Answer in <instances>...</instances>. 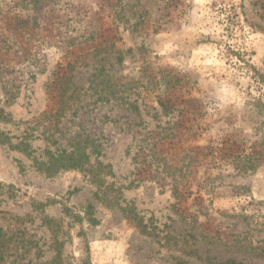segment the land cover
I'll list each match as a JSON object with an SVG mask.
<instances>
[{
  "label": "rangeland",
  "instance_id": "rangeland-1",
  "mask_svg": "<svg viewBox=\"0 0 264 264\" xmlns=\"http://www.w3.org/2000/svg\"><path fill=\"white\" fill-rule=\"evenodd\" d=\"M0 108V264H264V0H0Z\"/></svg>",
  "mask_w": 264,
  "mask_h": 264
},
{
  "label": "trees",
  "instance_id": "trees-1",
  "mask_svg": "<svg viewBox=\"0 0 264 264\" xmlns=\"http://www.w3.org/2000/svg\"><path fill=\"white\" fill-rule=\"evenodd\" d=\"M7 98L8 99H6V102H8L7 100H9V99L10 100H14V96L7 97ZM10 121L11 120L9 119L8 115L4 113L2 108H0V122L8 123ZM0 137H5V134L0 132ZM62 153H65V152H62ZM74 156H75L74 154H70L67 157H64V154H62V155H60L58 157H55V156L51 155L50 158L53 161L52 166L53 167H57L59 169L60 168L61 169L62 168L63 169H66V168H68V169H77V168H81L82 166H84V164H88V162H89V156L86 155L85 153H82L79 157H74ZM89 174L92 175V178L94 180L99 179L97 170H96V172H94V175H93L92 171H90ZM118 207H119V205H118ZM126 210H127L126 211V214H127L126 216L128 218H131L132 222H134V225H136V226L141 228L142 224H141L140 220H138V218L136 217V214H135L134 210L131 209V208H128ZM121 211L123 212L124 209H122ZM142 228H144V227L142 226ZM144 230H145V228H144ZM238 244H240V243H238ZM4 246H5V241H4L3 234H2V232L0 230V247H4ZM237 248L238 249H242L241 245H238ZM249 250H250V252L254 251V249L250 248V247H249ZM255 250H257L261 254H264V250L263 249H260V251H259V249L256 248ZM0 260H1V256H0ZM206 263L207 264H242L240 262L239 263H235L233 261H227V262H224V263H216V262H213L210 259H206Z\"/></svg>",
  "mask_w": 264,
  "mask_h": 264
}]
</instances>
